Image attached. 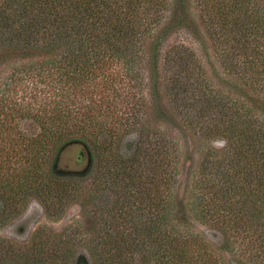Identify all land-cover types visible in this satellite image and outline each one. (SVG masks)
I'll return each mask as SVG.
<instances>
[{
    "label": "trees",
    "instance_id": "trees-1",
    "mask_svg": "<svg viewBox=\"0 0 264 264\" xmlns=\"http://www.w3.org/2000/svg\"><path fill=\"white\" fill-rule=\"evenodd\" d=\"M192 1L234 91L164 48ZM161 125L209 143L184 193ZM69 144L91 157L80 175L56 167ZM32 200L52 220L79 203L88 225L0 239V264H264V0H0V228Z\"/></svg>",
    "mask_w": 264,
    "mask_h": 264
},
{
    "label": "rangeland",
    "instance_id": "rangeland-1",
    "mask_svg": "<svg viewBox=\"0 0 264 264\" xmlns=\"http://www.w3.org/2000/svg\"><path fill=\"white\" fill-rule=\"evenodd\" d=\"M169 1L172 2L173 0ZM170 10L172 13L174 6H172ZM191 13V20L195 22V27L189 28L180 26L172 31L164 48L168 49L173 44H184L188 46L200 59L208 78L217 88H220L223 91H234L236 89L235 86H239V83L228 74L216 55L209 37L203 26H201L195 1L191 2ZM169 14L170 12L168 13V16ZM161 126L163 131H165L171 138L175 139L178 144L183 166L181 168L182 175L180 178L183 192V190L186 189L187 184H189V182L192 183L193 175L198 168L197 165L201 158V153L209 143H205V141L199 139L194 134V131L190 129L188 130L187 128H178L168 125ZM212 145L217 149L224 147V143L220 141L213 142ZM82 150L83 149L80 146L68 147L61 156L59 169L77 175L82 174L87 167L88 161L87 157L81 161L79 160ZM89 181V179H85L83 182L84 185L88 184ZM174 192L176 191L174 190ZM97 203L99 204V202ZM79 225H82L84 231V227H87L88 225L79 203L70 205L61 219L52 220L47 214H45L44 208L41 204L36 200H32L21 216L0 228V239L9 240L19 245H27L34 233L40 227L46 226L52 229L55 233H60L63 230L70 228L73 229L75 226ZM195 230L201 233L213 246L218 248L222 245L223 236L218 230L197 223L195 224ZM79 254L89 259L88 253L84 247L79 248L78 255Z\"/></svg>",
    "mask_w": 264,
    "mask_h": 264
},
{
    "label": "water",
    "instance_id": "water-1",
    "mask_svg": "<svg viewBox=\"0 0 264 264\" xmlns=\"http://www.w3.org/2000/svg\"><path fill=\"white\" fill-rule=\"evenodd\" d=\"M71 145H73V144H69V145L65 146V147L62 149L61 154H60V157H59L58 160H57L56 167H59L62 153H63L68 147H70ZM90 165H91V157L88 158L87 167L85 168L84 172H86V171L90 168ZM60 171H61L62 173H72V172H67V171H63V170H60Z\"/></svg>",
    "mask_w": 264,
    "mask_h": 264
}]
</instances>
